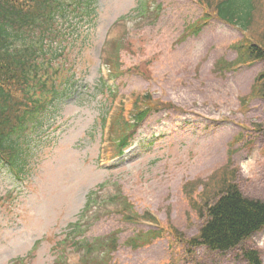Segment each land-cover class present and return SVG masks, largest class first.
Returning a JSON list of instances; mask_svg holds the SVG:
<instances>
[{"label": "rangeland", "instance_id": "rangeland-1", "mask_svg": "<svg viewBox=\"0 0 264 264\" xmlns=\"http://www.w3.org/2000/svg\"><path fill=\"white\" fill-rule=\"evenodd\" d=\"M138 6L139 0H95L92 22L74 25L78 37L64 24L75 38L64 43L65 57L55 67L67 93L28 133L24 173L0 163V264H79L88 253L78 244L106 243L118 232L117 250L98 246L92 264H246L239 250L187 253L165 230L187 240L198 235L202 221L190 193L197 198L227 167L245 196L264 200V99L251 95L264 62L223 72L217 63L237 59L233 45L245 34L215 19L201 21L198 0ZM258 9L248 30L256 37L263 33L264 0ZM115 41L119 77L104 59ZM141 95L180 111L153 110L114 158L117 136L103 120L122 105L129 111ZM116 195L138 214H152L166 233L136 250L126 245L157 226L145 218L123 220ZM245 246L258 250L264 263V229Z\"/></svg>", "mask_w": 264, "mask_h": 264}, {"label": "trees", "instance_id": "trees-1", "mask_svg": "<svg viewBox=\"0 0 264 264\" xmlns=\"http://www.w3.org/2000/svg\"><path fill=\"white\" fill-rule=\"evenodd\" d=\"M198 2L205 11L202 19H217L241 29L245 34L240 42L233 45L237 59L230 63L223 60L217 63L223 72L238 65L264 62V26L261 36L248 33L258 20V0ZM94 3L95 0H0V163L20 175L25 171L28 133L42 125L43 116L67 93V87L57 83L61 72L55 67L65 57L67 46L64 43L75 38L73 34L66 33L64 24L70 23L71 28L78 22H92ZM144 8V0H140L138 10ZM194 27L196 33L202 28ZM73 29L78 37V30L76 27ZM119 44L120 41L114 44L107 58L116 77L121 73L117 56L120 53ZM251 95L264 99V69L256 77ZM151 101V95L137 96L129 111L122 105L111 120L109 134L117 136L118 141L116 156L122 155L151 111L161 108L180 111L169 104ZM106 125L107 121L103 120V127ZM194 195L190 193L202 221L198 235L187 240L171 227L165 230L176 237L187 253L200 247L218 254L239 250L246 264H264L258 250L245 246L253 235L264 229V200L245 196L236 183L235 171L227 167L223 174L214 176L202 188L197 198ZM117 199L121 201L115 196L114 200ZM121 203L123 220L135 222L145 218L158 226L157 219L151 214L141 216L135 212L128 199ZM118 233L106 243L78 244L88 253L86 258L80 259V264H92V254L100 245L109 254L115 251ZM164 233L158 226L136 235L126 244L139 249ZM64 244L66 242L58 244L61 246L58 250L61 258L65 253ZM57 264L66 262L58 260Z\"/></svg>", "mask_w": 264, "mask_h": 264}]
</instances>
